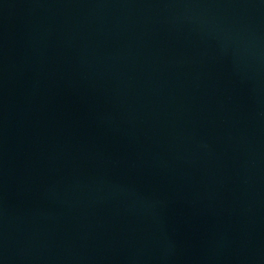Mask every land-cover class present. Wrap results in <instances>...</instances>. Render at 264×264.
Here are the masks:
<instances>
[{"label": "water", "instance_id": "95a60500", "mask_svg": "<svg viewBox=\"0 0 264 264\" xmlns=\"http://www.w3.org/2000/svg\"><path fill=\"white\" fill-rule=\"evenodd\" d=\"M0 264H264V0H0Z\"/></svg>", "mask_w": 264, "mask_h": 264}]
</instances>
